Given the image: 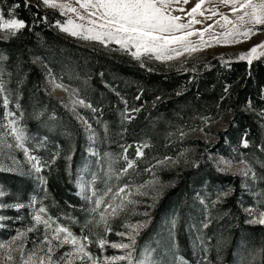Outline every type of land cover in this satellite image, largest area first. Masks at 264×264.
<instances>
[{"label":"trees","instance_id":"obj_1","mask_svg":"<svg viewBox=\"0 0 264 264\" xmlns=\"http://www.w3.org/2000/svg\"><path fill=\"white\" fill-rule=\"evenodd\" d=\"M28 3L0 0V16L28 25L15 36L0 37V102L8 101L7 107L0 104V117L3 110L11 112L24 129L25 146L46 165L39 175L47 182L41 185L36 174H27L24 151L14 148L21 167L0 171L5 194L0 202L23 207L0 213L27 230L34 224L29 200L33 213L45 207L77 237L88 236L82 243L100 264L120 254L110 245L125 243L117 233L133 224L143 225L134 256L148 254L153 264H264V226L247 222L250 209L264 211V57L251 65L239 58L182 64L135 59L113 44L66 37L57 31V21H64L57 10L37 6L38 0ZM46 80L64 85L55 88L69 102L52 96ZM138 146L142 157L136 155ZM125 155L134 167L117 179L127 167ZM216 156L234 164L246 161L256 179L252 173L218 171ZM150 180L157 192L134 191ZM125 185L115 201L112 194L105 197L113 206L123 199L124 210L107 216L111 232L87 224L99 220L104 205L91 213L94 204L85 195ZM43 233L40 225L32 239L39 242ZM101 237L109 241L103 249L97 243Z\"/></svg>","mask_w":264,"mask_h":264},{"label":"snow or ice","instance_id":"obj_2","mask_svg":"<svg viewBox=\"0 0 264 264\" xmlns=\"http://www.w3.org/2000/svg\"><path fill=\"white\" fill-rule=\"evenodd\" d=\"M25 6L30 7L28 0H24ZM190 0H75V3L79 5V8L72 6V4L67 3L66 0H38V5L42 3L44 6L51 9H59L61 14L72 13L77 19L81 21H87L90 27L85 28L82 24H76L72 19H68L63 24L57 21L56 26L60 28L61 31L66 32L72 36H81L86 40H96L101 43L115 42L120 46V49L127 51L129 48H134L135 51L131 53L133 58L140 59L142 56H147L149 59L155 58L160 61L172 60L176 57L183 55L180 49L184 51L195 52L199 50L198 45H193L188 39L193 35H199L201 37V42L203 41L204 32H208L212 25L201 30L199 33L195 31H187L191 28L192 24L201 23L200 20H196V16H203L204 10L202 5L205 0H198L194 7L187 11V15L191 17L188 23H182V17L172 14L173 4H188ZM220 3L229 6L231 13L235 16V21L231 20L228 15H223L215 10L212 11V15H221L223 24L220 27H225L231 25V28L226 33L222 34V42L232 43V42H243L238 37L250 38L253 35L264 31V0H219ZM19 7V5H17ZM83 10L81 12L80 10ZM180 12H185L184 8L175 9ZM211 17H206L210 19ZM238 22V23H237ZM219 23V22H217ZM241 25H244L241 28ZM27 23L24 20L15 18L14 16L9 19H5L0 16V32H3L6 36H15L21 30L27 27ZM221 40L217 39V43ZM178 45V47H176ZM175 53V57L172 55ZM264 57V41L258 45H254L249 49L247 53H241L239 56L240 60H247L248 64L251 65L253 60L260 59ZM143 66V64L141 65ZM55 83V81H54ZM58 88H63L64 85L56 84ZM2 87V86H0ZM228 91V88H225ZM140 97L138 96L137 99ZM264 99V95H262ZM83 107H91V105L85 104L83 100L77 101ZM5 107H7L8 101L4 102ZM95 111V109H93ZM132 111H139V109H132ZM8 122L11 127V132L15 136L16 144H7L9 148L23 149L25 155L28 157V162L31 164L29 175L36 174V179L41 185L46 184V180L43 176L39 175L43 168L46 166L38 157L31 155L29 149L25 146L27 140L29 139L25 134L24 129L18 127L17 121L13 118V114L8 112L7 114ZM264 116V112L260 113ZM131 119L132 117H127ZM84 123H88L85 119ZM0 127H3L0 125ZM89 130H91V125L89 124ZM143 147H147L144 145ZM242 147H248L247 139L242 140ZM127 152V148L125 149ZM97 155V153H93ZM107 155V154H106ZM137 157H142L144 155L142 148L137 147L136 151ZM71 159V157H69ZM127 162V167L121 169L119 176L127 174L129 169L134 167V161L129 160L128 157L124 156ZM170 159V158H165ZM163 163V161L159 162ZM232 160L221 158L216 162L217 170L222 171L219 167L221 164L230 165ZM240 163L245 164V169L240 170V174L247 177L249 173H252V178L256 179V174L248 167L247 162L241 160ZM9 170L13 169H2ZM24 174V173H22ZM82 188L84 184L80 185ZM124 187L117 188L115 192L109 187L103 195H98L96 191L92 192L91 196L85 195V199L94 204L91 209V213H96L97 209L104 205V210L99 213V220L88 221L87 224H95L97 227L101 224L104 226L105 235L111 232V227L108 223L107 216H115L118 211L124 210L123 199L121 198V203L113 206V203L106 201L105 197L112 194L111 199L115 201L121 194L125 192ZM4 192L0 190V196H3ZM93 197L95 199L93 200ZM34 203H40L35 201ZM131 203V201H129ZM15 207L20 208L23 205H15ZM109 209L111 212L109 213ZM249 211H256V209H250ZM259 219L252 216L248 219L250 224H260L264 225V211L259 212ZM34 224L27 229V232H33L38 229L41 224L45 228V237L40 243L48 245L47 254L45 256H37L35 252L25 253L23 243L20 244L19 251L21 253V264H60L61 261H65L68 256L73 255V253H65L60 256L59 261L54 260L53 248H62L64 244H70L73 247L75 253H82L79 257L81 260L84 257L88 259H93L91 254L86 251V245L82 241L88 240V236L77 237L69 227L59 224L51 216L47 215V209L43 206L34 209L33 214ZM86 224V226H87ZM173 227L175 226V221L172 222ZM128 228L127 232L117 233V235L122 237H127L129 243H111L112 248H118L121 250H126L124 255L106 258L109 264H114L115 261H126V264H152V261L148 260L147 257L143 260L137 259L134 256L136 251V237L140 234L139 229L143 225H126ZM207 227V225H205ZM51 234V240L48 238V234ZM26 237L25 232L18 233L13 241L10 242L7 247H11L15 244L17 240H22ZM56 241V244H53ZM101 249L104 248L105 244L109 241L105 237H101L97 241ZM6 245L0 243V248H5ZM9 259L12 257L9 255ZM95 264V262H94Z\"/></svg>","mask_w":264,"mask_h":264},{"label":"rangeland","instance_id":"obj_3","mask_svg":"<svg viewBox=\"0 0 264 264\" xmlns=\"http://www.w3.org/2000/svg\"><path fill=\"white\" fill-rule=\"evenodd\" d=\"M67 3L72 4V6L79 8V5L75 3V0H66ZM198 2V0H190L188 4H173L172 11L173 15L176 16H181L182 23H188L191 17H189L186 13L187 11H190L192 7L195 6V4ZM43 5V4H42ZM44 6V5H43ZM47 9L46 6H44ZM184 8L185 12H180L178 8ZM202 9L204 10V15L203 16H196V20H200L201 23H195L192 24L191 28L188 29L187 31H195L199 33L201 30L204 28L208 27V25H212V28L208 32H204L203 35V41L204 43L201 42V37L199 35H193L191 37H188V39L192 42L193 45H198L199 50L195 52H188L184 51V49H180V51L183 53V55L176 57L172 60L168 61H161V62H167V63H174V64H182L183 62L187 60H193L195 62H207L212 59V57H217L220 59L224 60H230V59H235L239 58L241 53H247L250 48H252L254 45L260 44L262 41H264V31L259 32L256 35L251 36L250 38H245V37H238L236 39H239L243 42H232V43H223L222 42V34L226 33L227 31L230 30L231 25H227L225 27H220V24H223V20L221 19V15H212L211 10H215L220 14L223 15H228L229 18L233 21H235V16L231 13L230 7L226 6L222 3L219 2V0H205V3L202 5ZM211 9V10H209ZM57 10L60 14L61 11L59 9H54ZM83 12V10H80ZM62 15V14H61ZM64 17V21H67L68 19H72L76 24H82L84 25L85 28L90 27L88 25L87 21H81L76 18V16L72 13H67L62 15ZM206 17H211L210 19H206ZM219 22V23H217ZM62 23V24H63ZM238 23V22H237ZM244 25H241V28H243ZM57 31L66 37L75 40L77 42L81 43H90V42H98L101 46H106L108 44H113L117 46L118 49H120V46L116 44L115 42H105L101 43L96 40H86L83 39L81 36H72L66 32H63L60 30L59 27H57ZM0 37H3L2 32H0ZM217 39H220L221 42L217 43ZM178 47V45L176 46ZM122 50V49H120ZM135 51L134 48H129L127 52L131 55V53ZM172 55L175 57V53H172ZM132 56V55H131ZM133 57V56H132ZM153 59H155L153 57ZM156 60V59H155ZM160 61V60H158ZM40 67V65H39ZM46 86L49 90V93L57 98H60L62 100H65V102L68 101V97L59 89L55 88L54 85L48 80H46ZM1 106H4V100H1L0 102ZM7 112L3 110V113L0 117V125L3 127H0V168L2 169H13L12 171L9 170H0V171H8V172H18L19 168L21 167L20 164H18L15 159H14V148H9L7 147V144H16L15 136L11 132V127L8 122L7 118ZM84 127L86 125L83 123L82 124ZM19 127V126H18ZM222 125L221 124H215L214 128L215 130L221 129ZM86 129V128H85ZM9 138V140H7ZM17 150H23V149H18ZM90 152V150H89ZM22 157L25 159V164L27 168L30 170L31 169V164L28 162V157L25 155L24 152H22ZM216 159L219 161L220 158L216 156ZM161 165H164L166 167L171 166V162L169 161H163V163H159ZM222 169L223 173L226 174H231L235 175L237 173H240L241 169H245L244 165L241 163H231L230 165H224L221 164L219 166ZM83 183L81 176H78V180L76 182V187H77V192L78 194L83 193V189L80 185ZM143 188H147L153 192H157V186L156 183L152 180L148 181L146 184H144L141 187H138L134 189V191H140ZM1 190V188H0ZM5 195V194H4ZM0 196V200L4 197ZM16 204L12 206L4 205L0 202V212H4L5 210H10L12 209L13 211H17L19 208L15 207ZM27 211L29 213V218L33 219V212H32V201L29 200V203L27 205ZM248 214L252 217L255 216L257 219H259V213H254L249 211ZM133 225H140V224H133ZM264 226V225H263ZM41 228L43 230V235L41 237V240L38 242L36 239H32V232H27V230L19 228V226L15 225L13 220L8 218L6 215L3 213H0V243L6 245L5 248H0V264H21V253L19 251L20 244L23 243L24 245V252L31 253L35 252L37 256H45L47 254V249L48 245L40 243L43 241L45 237V228L41 224ZM126 228V227H125ZM128 231V228L125 229V232ZM25 232L26 237L23 238L22 240H17L15 244H12L11 247H7V245L10 244V242L13 241V238L18 235V233ZM124 233V232H123ZM122 237V236H121ZM49 240H51V234H48ZM126 239L125 243H129V239L127 237H122ZM56 241H53V244H56ZM118 244V243H117ZM113 250H117L120 252V254H117L116 256L124 255L126 250H121L118 248H112ZM53 253H54V260L59 261L60 256L64 255L65 253H73V255L68 256L65 261H61L60 264H94V261L91 259H88V257H84L83 260H81L79 257L82 255V253H75L73 250V247L70 244H64L62 248H53ZM9 255L12 257V259H9ZM115 257V256H114ZM147 257L148 260L151 261L150 257L148 254H144L141 257V260L145 259ZM109 258V257H108ZM102 261L109 262L106 258H103ZM115 262H121V261H115ZM126 263V261H125ZM95 264H100L95 262ZM153 264V262H152Z\"/></svg>","mask_w":264,"mask_h":264}]
</instances>
